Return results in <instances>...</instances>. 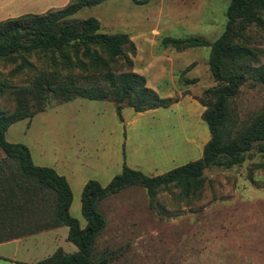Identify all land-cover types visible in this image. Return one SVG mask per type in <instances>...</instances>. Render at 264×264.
Segmentation results:
<instances>
[{
  "label": "rangeland",
  "instance_id": "obj_1",
  "mask_svg": "<svg viewBox=\"0 0 264 264\" xmlns=\"http://www.w3.org/2000/svg\"><path fill=\"white\" fill-rule=\"evenodd\" d=\"M60 1L6 0L0 18L39 12L45 4ZM172 1L106 0L107 4L84 7L74 14L99 18L100 31L107 33L137 30L140 25L151 30L149 25L160 14L158 35L132 31L129 37L123 32L133 43V53L127 52L131 66L120 64V69L142 75L145 87L159 99H170L167 106L134 111L123 105L116 113L110 100L74 97L64 101L41 91L26 101L31 115L10 124L4 134L9 142L27 144L35 163L64 176L71 191L68 211L81 227L80 193L87 180L104 186L122 165L147 175L161 174L199 158L208 139L200 117L203 107L197 100L213 84L208 48L176 50L162 45L160 39L168 35L213 40L224 28L229 0H208L210 10L202 22L163 21L174 12L195 9L170 5ZM142 16L146 19L140 24L128 25V20ZM245 35L243 43L256 50L252 65L263 63L264 32L251 26ZM27 59L33 66L30 70H13L19 59L0 62L6 83L30 86L39 75L49 78L46 71L51 67L45 57ZM263 90V84L247 78L230 100L233 115L246 122L261 106ZM4 102L1 108H15L14 99ZM262 162L264 152L252 150L240 165L207 168L199 190L188 196L170 187L159 190L149 203L144 189L131 185L102 199L98 209L105 225L95 238V264H264V176L256 166ZM65 235V226L40 230L1 245L0 255L30 263L56 248L75 251Z\"/></svg>",
  "mask_w": 264,
  "mask_h": 264
},
{
  "label": "trees",
  "instance_id": "obj_2",
  "mask_svg": "<svg viewBox=\"0 0 264 264\" xmlns=\"http://www.w3.org/2000/svg\"><path fill=\"white\" fill-rule=\"evenodd\" d=\"M102 1L68 0L41 13L0 20V62L19 59L13 70H30L33 66L27 57L42 55L51 67L46 71L49 78L39 75L30 86L14 87L0 72V105L15 100L13 110L0 107V241L65 226V240L76 248L69 253L56 248L29 264H95V238L105 225L98 209L102 199L131 185L142 187L149 203L159 190L170 187L178 188L183 196L192 195L203 183V170L228 169L240 165L252 150L264 152V90L261 106L246 122L236 118L229 106L247 78L264 85V62L253 66L256 50L243 43L251 26L264 32V0H229L224 28L213 40L201 36L160 39L162 45L176 50L208 48L207 67L213 84L197 99L208 131L200 157L157 175L122 165L104 186L87 180L80 193L81 227L69 214L71 191L64 176L34 164L28 147L7 141L4 134L10 124L31 115L33 110H26V101L41 91L64 101L74 97L110 100L116 113L123 105L143 111L169 104L170 99H159L144 86L142 75L120 69V64L131 66L127 52L133 53V43L125 33L100 31L93 16L74 17L81 8ZM256 166L264 176V162Z\"/></svg>",
  "mask_w": 264,
  "mask_h": 264
},
{
  "label": "crops",
  "instance_id": "obj_3",
  "mask_svg": "<svg viewBox=\"0 0 264 264\" xmlns=\"http://www.w3.org/2000/svg\"><path fill=\"white\" fill-rule=\"evenodd\" d=\"M5 1L6 0H0V11H2L4 8H3V6H5ZM68 0H61L58 4H54V3H47V4H45L44 6H42V8L39 10V12H32V13H41V12H43L47 7H53V8H56V7H60V6H63L66 2H67ZM105 1L106 0H104V1H102L101 3H99V4H97V5H103V4H107V3H105ZM184 1H187V0H174V1H172L171 2V4L170 5H178V6H181V4L183 5V6H187V5H191V6H194V10L192 9V10H190L189 11V9H187L185 12H182V13H177V12H174V15L173 16H171L170 18H166L165 20H163V21H167V20H172V21H181V20H185V21H189V20H193V21H195V22H197V21H199V22H202V21H204L205 20V18H204V16H205V14L207 13L206 11H208L209 12V2H208V0H201L200 1V3L198 2V4H196V5H194V4H192V1H190V2H184ZM179 2V3H178ZM39 4H41V3H38V6H39ZM97 5H94V6H97ZM54 6H56V7H54ZM92 7V6H91ZM205 7V8H204ZM9 16H4V17H2V18H0V20H2V19H5V18H8ZM108 17V16H107ZM157 20H155L154 21V24L152 23L151 25H149L151 28V30H146V29H143L142 27L143 26H141L140 25V28L139 29H137V30H135V29H130V30H123V32H125V33H127L128 35H129V37H131L132 36V34L130 33V32H134V31H137L139 34H145V35H153V34H156L158 31H157V29H158V23L161 21V20H158L159 18H160V14L159 15H157ZM112 18V17H111ZM138 18V17H137ZM97 20L99 19V18H96ZM146 18L144 17V16H142L141 18H138V19H132V20H128L129 21V23H128V25H131V23H134V24H140V22H142V21H144ZM157 24V25H156ZM130 27V26H129ZM151 33H153V34H151ZM157 35H158V33H157ZM164 36H168V35H164ZM163 36V37H164ZM171 37V36H170ZM166 47V46H165ZM7 130V129H6ZM7 131H5V133H6ZM27 147H28V149H29V152H30V156H31V158H32V161H33V156H32V153H31V150H30V148H29V146L27 145V144H25ZM34 162V161H33ZM34 164H36V165H40V164H38V163H35L34 162ZM20 240H22V239H20V237H18V238H13V239H9V240H4V241H0V246L1 245H3V244H8V243H10V242H12V241H20ZM24 263H26V264H29V263H27V262H25V261H20V260H12V259H10L9 257H7V256H3V255H0V264H24ZM30 263H32V262H30Z\"/></svg>",
  "mask_w": 264,
  "mask_h": 264
}]
</instances>
